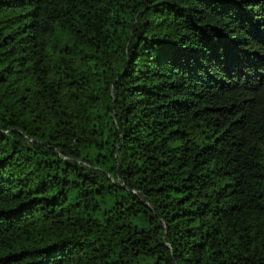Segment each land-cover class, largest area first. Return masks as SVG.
Masks as SVG:
<instances>
[{
	"label": "trees",
	"instance_id": "1",
	"mask_svg": "<svg viewBox=\"0 0 264 264\" xmlns=\"http://www.w3.org/2000/svg\"><path fill=\"white\" fill-rule=\"evenodd\" d=\"M0 264H264V0H0Z\"/></svg>",
	"mask_w": 264,
	"mask_h": 264
}]
</instances>
